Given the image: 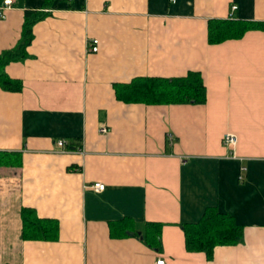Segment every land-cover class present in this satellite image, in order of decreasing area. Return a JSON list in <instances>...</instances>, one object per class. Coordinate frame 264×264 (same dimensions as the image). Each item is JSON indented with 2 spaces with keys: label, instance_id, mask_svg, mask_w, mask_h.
Instances as JSON below:
<instances>
[{
  "label": "crops",
  "instance_id": "crops-1",
  "mask_svg": "<svg viewBox=\"0 0 264 264\" xmlns=\"http://www.w3.org/2000/svg\"><path fill=\"white\" fill-rule=\"evenodd\" d=\"M49 1L12 0L0 16L1 53L25 10L49 13L5 66L21 90L0 88V264H264V0ZM211 19L262 26L211 44ZM191 70L203 104L116 96L135 78ZM208 207L242 226L211 258L186 250L182 229ZM23 208L56 221V238H22Z\"/></svg>",
  "mask_w": 264,
  "mask_h": 264
},
{
  "label": "trees",
  "instance_id": "trees-1",
  "mask_svg": "<svg viewBox=\"0 0 264 264\" xmlns=\"http://www.w3.org/2000/svg\"><path fill=\"white\" fill-rule=\"evenodd\" d=\"M49 0L44 5L48 6ZM44 8V6L42 7ZM49 13L43 9L25 10L21 37L17 45L0 53V88L7 91H19L22 84L12 79L5 72V66L12 61L24 59L27 46L30 44L32 28ZM260 23L243 20L211 19L208 21V42L220 43L227 39L241 38L246 31L259 28ZM116 96L125 102H142L145 104H203L206 101V87L198 71H188L183 76L138 77L121 87L116 86ZM76 149V144L68 146ZM6 152L0 151V165L6 164ZM22 238L24 239H55L57 234L56 221H50L49 227L34 216L32 209L23 208ZM185 247L188 251H203L211 258L216 245H234L242 237V226L235 222L232 215L208 207L200 220L182 226ZM158 243V239H156Z\"/></svg>",
  "mask_w": 264,
  "mask_h": 264
},
{
  "label": "built area",
  "instance_id": "built-area-1",
  "mask_svg": "<svg viewBox=\"0 0 264 264\" xmlns=\"http://www.w3.org/2000/svg\"><path fill=\"white\" fill-rule=\"evenodd\" d=\"M12 3V0H4L3 1V8L0 11V16L4 17V9H6L8 6H10V4ZM236 6H233L232 9H235ZM99 41L97 39H92L91 42L88 44V51L89 52H97L99 49ZM99 131L101 133H107L108 128L105 126H102L99 128ZM222 143L230 150H233L236 143H237V137L236 135H234L233 133L230 132H226L223 134L222 136ZM56 145L58 148L61 149H65L66 146V141L64 139H59L56 142ZM92 188L95 191H102L104 189V184L101 182H94L92 184ZM154 264H166V262L163 259H156V261L154 262Z\"/></svg>",
  "mask_w": 264,
  "mask_h": 264
}]
</instances>
